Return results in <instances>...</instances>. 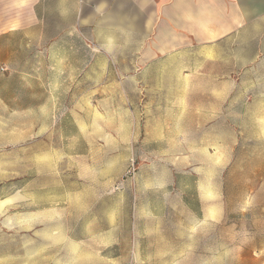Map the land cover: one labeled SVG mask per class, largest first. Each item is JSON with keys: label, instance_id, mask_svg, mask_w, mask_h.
Returning a JSON list of instances; mask_svg holds the SVG:
<instances>
[{"label": "rangeland", "instance_id": "374dc122", "mask_svg": "<svg viewBox=\"0 0 264 264\" xmlns=\"http://www.w3.org/2000/svg\"><path fill=\"white\" fill-rule=\"evenodd\" d=\"M40 16L0 36V264H264L255 31L160 56Z\"/></svg>", "mask_w": 264, "mask_h": 264}, {"label": "crops", "instance_id": "0c3cea01", "mask_svg": "<svg viewBox=\"0 0 264 264\" xmlns=\"http://www.w3.org/2000/svg\"><path fill=\"white\" fill-rule=\"evenodd\" d=\"M42 12L69 14L71 27L83 29L107 28L112 22L113 29L140 38L147 52L160 56L194 46L247 44L250 30L255 36L249 43H264V0H0V36L37 28ZM3 201L0 236L13 206L0 193Z\"/></svg>", "mask_w": 264, "mask_h": 264}, {"label": "built area", "instance_id": "2783aa9c", "mask_svg": "<svg viewBox=\"0 0 264 264\" xmlns=\"http://www.w3.org/2000/svg\"><path fill=\"white\" fill-rule=\"evenodd\" d=\"M2 70H5V69H2Z\"/></svg>", "mask_w": 264, "mask_h": 264}]
</instances>
